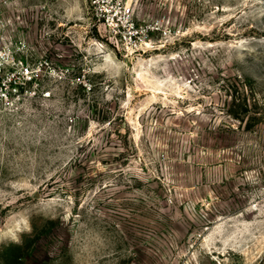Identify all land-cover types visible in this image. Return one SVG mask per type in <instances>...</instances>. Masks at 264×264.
<instances>
[{
    "label": "rangeland",
    "instance_id": "1",
    "mask_svg": "<svg viewBox=\"0 0 264 264\" xmlns=\"http://www.w3.org/2000/svg\"><path fill=\"white\" fill-rule=\"evenodd\" d=\"M0 0V264H264V0Z\"/></svg>",
    "mask_w": 264,
    "mask_h": 264
},
{
    "label": "built area",
    "instance_id": "2",
    "mask_svg": "<svg viewBox=\"0 0 264 264\" xmlns=\"http://www.w3.org/2000/svg\"><path fill=\"white\" fill-rule=\"evenodd\" d=\"M90 5L94 23L104 25L110 33L133 22L132 6L126 0H90ZM18 92L16 87L8 90L0 84V103Z\"/></svg>",
    "mask_w": 264,
    "mask_h": 264
}]
</instances>
